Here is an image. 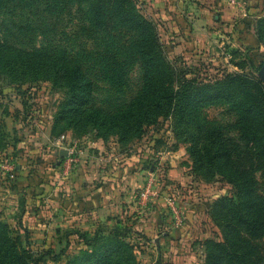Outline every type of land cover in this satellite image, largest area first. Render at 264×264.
<instances>
[{
	"label": "rangeland",
	"instance_id": "1",
	"mask_svg": "<svg viewBox=\"0 0 264 264\" xmlns=\"http://www.w3.org/2000/svg\"><path fill=\"white\" fill-rule=\"evenodd\" d=\"M186 1L200 5L199 0ZM226 1L234 2V8L241 13L227 24L224 22V27L212 26L217 30L212 31L210 45L187 48L179 47L176 25L168 23L181 13L182 8L176 5L180 2L129 0L134 12L155 28L159 45L156 51L166 66L165 75L170 76L167 80L171 91L180 93L191 81L208 84H192L196 90L182 100L185 110L196 112L194 120L187 118L184 122L186 114L179 110L167 116L157 114L155 122L143 124L141 134L121 137L116 130L97 129L94 120L78 123L82 107L79 101L69 105L72 98H78L62 86L67 79L62 83L53 78V72L42 77L46 72L40 69V63L31 75L21 64L0 57V264H77V259L99 252L103 246V255L113 250L120 255L119 245L128 250L136 264H242L244 258L240 255L246 253L249 242L257 247L254 263L264 261L260 243L264 241V208L256 212L248 207L249 196L243 194L231 176L233 170L242 171L247 181L253 182V195L260 197L257 203H263L264 156L259 160L246 150L238 114L231 111L233 106L213 98L219 85L222 91H233L234 85L222 82L226 75L255 77L264 85L260 75L264 65V32L261 40L256 33L257 27H264V0ZM75 9V2H66L51 21L46 19L41 27L43 32L24 35L19 27L28 23V13L19 15V9L15 16L1 12L0 45L6 44L12 51H30L46 43L51 48L47 53L50 51V55L63 62L76 63L71 51L92 57L96 42L90 39L89 28ZM163 15L171 18L165 19ZM120 30L115 56L120 71L110 72L114 77L112 83L99 73L92 58L86 62L78 58L86 75L94 79L89 106L103 111L134 101L143 84L136 53L127 48L135 43V32ZM198 96L203 100L195 103L193 99ZM160 99L163 100L162 95ZM177 121L181 124L178 127ZM197 123L210 132L197 130ZM185 124L192 128L191 133ZM208 144H214L230 163L214 156ZM62 151L73 152L77 160L85 151L112 154L105 165L96 164L106 171L125 170L127 163L134 168L136 181L131 201L135 200L137 208L124 216L128 220L119 225L122 220L108 224L105 216L99 215L77 214L69 218L66 212L73 210H65V204L76 206L75 213L79 207L73 199L64 198L72 169L59 170L65 161ZM95 181L87 183L94 186ZM148 182L154 196L140 205L138 196ZM218 200L220 204L216 203ZM155 201L157 208L146 209ZM162 218L172 224L180 218L185 226L184 237L176 238L169 255L156 249V241L161 243L166 230L157 231L153 237L139 227Z\"/></svg>",
	"mask_w": 264,
	"mask_h": 264
},
{
	"label": "trees",
	"instance_id": "2",
	"mask_svg": "<svg viewBox=\"0 0 264 264\" xmlns=\"http://www.w3.org/2000/svg\"><path fill=\"white\" fill-rule=\"evenodd\" d=\"M71 1L76 4L75 12L83 17L80 20L87 24L91 32L90 39L96 42V49L91 52L92 57L89 58H92V63L97 64L98 67L95 68L99 70L100 74H103L109 84L114 79V77L110 76V72L114 74L120 71L115 59L116 50L119 49L117 44L122 32L121 30L119 31V28L133 29L135 32L133 37L135 43L128 45L127 48L136 53V63L143 71V84L140 88L139 96L134 101L119 109L110 111H103L89 106V98L94 90V79L86 75L80 62L81 60L78 61V58H84L82 62L84 60L86 62L89 59L81 55L79 51H71L73 54L72 58L77 60L76 63H72L70 60L58 61L57 57L50 55V51L47 53L48 48L49 50L51 48L46 43L30 51L14 49L12 51L4 46L6 44H1L0 57L7 61L11 60L12 64H21L27 68V73L31 75L40 63L42 64L40 69L46 72L42 77H46L53 72L51 73L54 76L53 78L59 79L62 83L67 79V83L62 86L68 88L69 92L72 95H77L78 98H72V103L70 102L69 105H74V102L77 103L79 101V105L82 107L81 115L78 117L79 120L77 122L85 123L88 121L90 123L94 120L97 129L116 130V133L121 137L123 134L127 136L131 133L141 134L144 132L142 129L143 124L155 122L157 114H166L165 116H167L169 112L174 113V111L179 110L181 111L179 113L186 114L184 122H186L187 118L193 120L196 118V112L192 109L185 110L183 108L182 100L192 95L193 91L196 90L194 86H191L192 84L197 86L203 82L196 84L191 81L192 84L187 85L185 90L180 93L171 91L169 80H167L170 76L165 75L166 66L162 65L158 58L159 51H156L159 45L157 44L155 28L150 23L143 21L134 12L133 8L128 4L129 0H0V13L4 12V14L15 16V10L19 9V15H24L25 13L29 15L28 23H22L19 27L22 35L37 31L43 32L41 27L46 19L51 21L54 15H58L64 9L66 2L70 3ZM262 22L264 23V21ZM48 25L50 26V24ZM49 26H45V29L49 30ZM263 29L264 27H257L256 29L259 40L262 38ZM137 36L139 38L138 42H136ZM93 55H96L95 58ZM222 82L228 86L234 85L233 91L230 93L222 91L221 85H219L213 98L221 99L220 101L228 102L233 106L231 111L238 114L241 126L239 132H241L246 142L245 148L251 152L252 156L255 155L260 160L264 156V85L255 77L237 74L226 75ZM202 85L206 86L208 84ZM161 95L162 101L161 99L159 100ZM202 100L200 96L193 99L195 103H200ZM160 109H162L161 113H159ZM180 125V122L177 121L176 126ZM195 127L199 131L210 132L202 129L198 123ZM188 131L191 133L192 128L189 127ZM208 145L213 148L214 156H218V159L223 162L227 160L230 163L229 158L225 157L226 159H224V155L216 149L217 147L215 148L214 144ZM232 172L233 182L237 181L243 194L249 196L247 206L253 210L255 209L256 212H261L262 208H264V202L261 204L257 203L260 197L253 195V182H248L242 171L236 172L233 170ZM223 177L225 178V176ZM216 203L220 204L221 200ZM118 224L121 225L120 222ZM247 224L252 225L249 222ZM115 232L118 233L116 229ZM120 232L123 233L124 231L120 230ZM260 243L264 248V241H260ZM247 245L246 253L240 255V258H244L242 264H255L253 260L256 258L254 254L257 247L252 242ZM103 247H101L99 252L86 253L82 259H77L75 262L77 264L85 262H88L86 264H93V262L94 264H136L128 250L121 248L120 245L118 250L121 251L120 255H117L116 250L109 251L106 255H103L100 253ZM260 264H264V261Z\"/></svg>",
	"mask_w": 264,
	"mask_h": 264
},
{
	"label": "crops",
	"instance_id": "3",
	"mask_svg": "<svg viewBox=\"0 0 264 264\" xmlns=\"http://www.w3.org/2000/svg\"><path fill=\"white\" fill-rule=\"evenodd\" d=\"M164 2V0H157ZM176 4L179 8H182L181 13L175 17V21L172 20L171 16L163 15L166 19L171 18L168 23H174L175 28V40L179 44V47H199L204 44L210 45V40L212 38V31L217 30L216 28L224 27L226 24L235 18L238 13H241L237 8H234V2H227L226 0H199V6L196 2H189L186 0H177ZM174 18V17H173ZM213 25L217 27H212ZM209 26V27H208ZM209 40V41H208ZM206 42V43H205ZM65 161L63 165L59 166V170L64 167L65 170H70L71 177L67 181V186L64 190L65 200L69 198L73 199L78 203L79 211H76L77 207L72 206L69 203L65 204V210H73L69 218H74L77 214L80 216H97L102 218L105 216L108 224L116 223L118 220L121 224L124 219V216L128 215L131 211H135L136 203L133 200L131 192L135 188L136 174L133 167H130L127 163V168L125 170H115V169H106L100 167L96 164H104L105 161L111 160L113 157L112 154L101 153V151L82 152L79 160L76 164L68 167V157L69 152L62 151ZM107 156V158H106ZM107 159V160H106ZM110 163V162H109ZM98 167H96V166ZM57 172H54L55 177ZM95 181L94 186H90V183H87L92 180ZM55 180V178H54ZM87 191V192H86ZM119 191L122 200H120ZM56 197V188L53 190L52 199L55 202ZM163 204H161L162 206ZM72 206V207H71ZM154 206L157 208L156 201L150 203L148 208L152 209ZM55 208V206H54ZM143 207H139V210ZM132 213V212H131ZM141 213L138 211V214ZM115 214V215H114ZM119 216V217H117ZM90 218V217H88ZM53 220L56 221V215L53 216ZM144 222V221H143ZM139 227L146 229L149 232L150 236H155L157 231L166 230L162 235L161 243L156 241V249L165 254L169 255V252L172 251V245L176 242V238L182 239L184 234L182 229L185 227H175L174 224L168 219H160L159 221L150 223L139 224ZM183 227V228H182Z\"/></svg>",
	"mask_w": 264,
	"mask_h": 264
},
{
	"label": "built area",
	"instance_id": "4",
	"mask_svg": "<svg viewBox=\"0 0 264 264\" xmlns=\"http://www.w3.org/2000/svg\"><path fill=\"white\" fill-rule=\"evenodd\" d=\"M77 155L76 154H73V152H69V157H68V164L69 166L66 168L69 169L71 167V165L73 164H76L77 163ZM154 196V193L152 192V189H151V182H148L147 185L143 188L142 192L139 194L138 196V199L140 200V205H145L146 202L153 198ZM174 212H176L174 210V208H172ZM182 220L179 218V220H177L175 223H174V226L175 227H181L182 226Z\"/></svg>",
	"mask_w": 264,
	"mask_h": 264
},
{
	"label": "water",
	"instance_id": "5",
	"mask_svg": "<svg viewBox=\"0 0 264 264\" xmlns=\"http://www.w3.org/2000/svg\"><path fill=\"white\" fill-rule=\"evenodd\" d=\"M260 75L261 77L264 79V65L262 66L261 70H260ZM63 156V152L61 153V157Z\"/></svg>",
	"mask_w": 264,
	"mask_h": 264
}]
</instances>
